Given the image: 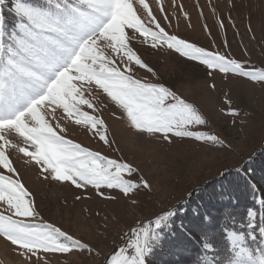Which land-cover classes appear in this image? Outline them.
<instances>
[{"label": "snow or ice", "instance_id": "6c2138e0", "mask_svg": "<svg viewBox=\"0 0 264 264\" xmlns=\"http://www.w3.org/2000/svg\"><path fill=\"white\" fill-rule=\"evenodd\" d=\"M6 4L14 17L11 25L4 14ZM157 10L170 23L161 0ZM220 26L224 27L222 19ZM135 37L225 77L264 85V67L169 33L147 0H0V238L27 264H48L47 257L55 254L95 257L100 252L91 242L44 219L15 166L13 151L37 166L43 180L84 190L91 186L101 197L105 188L118 189L126 198L141 186L151 188L143 177L139 182L126 178L140 171L133 164L69 138L71 123L104 145L115 143L107 123L96 114L94 92L102 90L140 134L167 143L187 138L231 147L218 134L200 130L207 120L194 103L164 83L137 78V66L153 74L154 69L133 48ZM229 112L238 114L236 108ZM259 203L262 210L248 208L239 221L226 212L219 233L201 230L206 258L195 264H264V198ZM179 211L173 206L147 224L130 228L125 246H114L100 264H148L176 231L191 240L188 227L208 217L177 224Z\"/></svg>", "mask_w": 264, "mask_h": 264}, {"label": "rangeland", "instance_id": "374dc122", "mask_svg": "<svg viewBox=\"0 0 264 264\" xmlns=\"http://www.w3.org/2000/svg\"><path fill=\"white\" fill-rule=\"evenodd\" d=\"M147 2L169 33L264 67V0H175V4L172 0H161L170 23L163 21L157 0ZM221 19L224 27L220 26ZM132 46L154 69L153 74L137 66V78L164 83L194 103L207 120L200 130L218 134L231 147L187 138H174L167 143L158 136L140 134L130 127L126 116H121V110L102 90L94 92L96 114L107 123L115 143L110 147L104 145L71 123L69 138L133 164L140 171L126 178L139 182L143 177L151 188L141 186L128 198L118 189L105 188L101 197L91 186L84 190L67 182L43 180L37 166L13 151L15 166L33 192L44 219L91 242L100 252L95 257L88 253L49 255L48 264H100L104 254L114 246H125L130 228L138 223L147 224L156 214L178 204L194 187L220 176L222 171L238 168L264 145V85L232 75L225 77L167 47L152 48L141 37L133 38ZM230 108H236L238 114L232 115ZM85 110L89 111L86 107ZM77 196L81 199L77 200ZM0 264H27V261L14 246L0 238ZM148 264L153 263L148 259Z\"/></svg>", "mask_w": 264, "mask_h": 264}, {"label": "trees", "instance_id": "16d2710c", "mask_svg": "<svg viewBox=\"0 0 264 264\" xmlns=\"http://www.w3.org/2000/svg\"><path fill=\"white\" fill-rule=\"evenodd\" d=\"M9 7V4L4 6V14L11 25L14 17L8 11ZM198 186L199 189L194 187L191 195L188 194L175 205V209L180 210L177 224L183 220L185 225H189L192 217L207 216L208 219L188 227L191 240L185 239L179 231L175 235L170 234V243L148 258L151 263L195 264L197 259L206 258L199 239L201 230L219 233L221 225L226 222V212H231L239 221L248 208L262 210L259 201L264 198V145L238 168H228L220 176L212 177Z\"/></svg>", "mask_w": 264, "mask_h": 264}]
</instances>
